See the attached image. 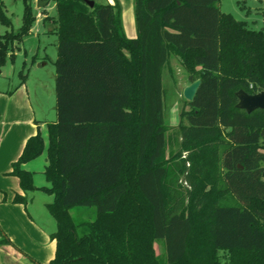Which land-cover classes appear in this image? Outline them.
<instances>
[{
    "label": "trees",
    "instance_id": "trees-1",
    "mask_svg": "<svg viewBox=\"0 0 264 264\" xmlns=\"http://www.w3.org/2000/svg\"><path fill=\"white\" fill-rule=\"evenodd\" d=\"M50 1L56 120L47 147L37 131L11 171L23 192L34 191L22 165L46 150L49 186L39 190L53 196L56 222L48 264H264V110L235 107L239 90L264 91V29L221 12L220 0H134L128 39L117 3ZM23 3L18 32L0 35V67L34 23ZM0 21L11 25L1 1ZM172 57L200 86L164 159L162 72ZM165 183L177 212L168 211Z\"/></svg>",
    "mask_w": 264,
    "mask_h": 264
},
{
    "label": "crops",
    "instance_id": "crops-1",
    "mask_svg": "<svg viewBox=\"0 0 264 264\" xmlns=\"http://www.w3.org/2000/svg\"><path fill=\"white\" fill-rule=\"evenodd\" d=\"M105 2L119 5L125 36L136 38L134 0ZM53 122L36 119L24 84L0 89V242L5 241L0 243V264H48L54 257L55 241L50 236L56 231V222L47 210L53 196L39 190L49 186L43 176L48 164L46 150L22 165L33 174L34 191L23 192L19 180L11 175L12 164L37 131L47 147V125ZM16 194L24 196L26 203H13ZM158 244L162 251L157 255L163 258V246Z\"/></svg>",
    "mask_w": 264,
    "mask_h": 264
},
{
    "label": "rangeland",
    "instance_id": "rangeland-1",
    "mask_svg": "<svg viewBox=\"0 0 264 264\" xmlns=\"http://www.w3.org/2000/svg\"><path fill=\"white\" fill-rule=\"evenodd\" d=\"M5 16L11 25L5 26L0 21V35L7 32L17 33L23 23V0H0ZM35 17L30 33L20 41H15L12 50L6 55L0 67V89L17 88L24 84L28 89L31 106L37 120L53 122L56 120L55 109V67L57 36L52 32L54 24L45 20L56 16L54 2L39 5L45 0H28ZM220 11L231 15L236 21L246 22L251 30L264 29V1L261 0H220ZM189 77L176 58H171L162 72L166 132L164 159L170 158L176 147L178 136L175 127L185 99L183 89L189 85ZM170 175L167 176L168 183ZM165 183L167 208L170 213L178 211L179 197H172L169 185ZM233 200L226 196V201ZM156 254L162 251L161 245H154Z\"/></svg>",
    "mask_w": 264,
    "mask_h": 264
},
{
    "label": "water",
    "instance_id": "water-1",
    "mask_svg": "<svg viewBox=\"0 0 264 264\" xmlns=\"http://www.w3.org/2000/svg\"><path fill=\"white\" fill-rule=\"evenodd\" d=\"M46 4V2L40 3L39 5ZM90 8L93 7V2H87ZM200 86V80H195L189 85H187L182 92L183 98L187 102H192L196 92ZM235 97L237 98V104L236 108L240 110H244L247 114H250L251 112L255 110H264V91H261L257 94L250 95L244 92L243 90H239L235 93Z\"/></svg>",
    "mask_w": 264,
    "mask_h": 264
},
{
    "label": "built area",
    "instance_id": "built-area-1",
    "mask_svg": "<svg viewBox=\"0 0 264 264\" xmlns=\"http://www.w3.org/2000/svg\"><path fill=\"white\" fill-rule=\"evenodd\" d=\"M261 1H264V0H261Z\"/></svg>",
    "mask_w": 264,
    "mask_h": 264
}]
</instances>
